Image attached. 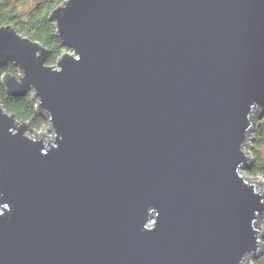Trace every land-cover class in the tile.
<instances>
[{"label":"water","instance_id":"water-1","mask_svg":"<svg viewBox=\"0 0 264 264\" xmlns=\"http://www.w3.org/2000/svg\"><path fill=\"white\" fill-rule=\"evenodd\" d=\"M48 19L52 66L0 26V68L20 73L1 83L32 91L52 132L0 105V264L257 256L264 192L240 171L264 115V0H65Z\"/></svg>","mask_w":264,"mask_h":264},{"label":"trees","instance_id":"trees-1","mask_svg":"<svg viewBox=\"0 0 264 264\" xmlns=\"http://www.w3.org/2000/svg\"><path fill=\"white\" fill-rule=\"evenodd\" d=\"M21 0H0V26L12 25L17 33L38 42L48 51L46 64L55 65L57 59L65 50L56 37L54 22L48 19L50 12L61 5L65 0H36L35 4L26 9L20 8ZM10 73L19 77V69L13 62L0 68V105L15 119L25 122L28 131L35 132L45 129L48 125L47 118L37 110V101L32 98V91L22 95H9L1 83V77ZM251 156L253 158L249 169L244 170L246 176L261 177L264 181V154L261 147L264 146V115L251 131ZM262 245H264V220L262 226ZM253 264H264V248L257 254Z\"/></svg>","mask_w":264,"mask_h":264},{"label":"rangeland","instance_id":"rangeland-1","mask_svg":"<svg viewBox=\"0 0 264 264\" xmlns=\"http://www.w3.org/2000/svg\"><path fill=\"white\" fill-rule=\"evenodd\" d=\"M36 2V0H21L20 1V8L22 9H26V8H29L30 6L34 5ZM71 53V52H69ZM20 77V76H19ZM257 109H255L256 111ZM254 111V112H255ZM256 116V114L254 115V117ZM252 121V129L255 127L254 125L258 122L257 121V118H254L251 120ZM43 134V135H42ZM249 134H251V130L249 132ZM247 135V139L245 140V143L243 144L244 146V150L246 151V154L250 155L251 156V144H252V139H251V136L250 135ZM26 135L30 138H36V139H40L42 137V141L45 145H48L50 142H51V138H52V132L50 130V127L48 128V125L45 129H42V130H39V131H35V132H31V131H26ZM49 140V143H47ZM261 153L264 154V146H262L261 148ZM252 157V156H251ZM240 175L243 176V178H245V180L248 182V183H253V181L258 178L257 177H251V176H246L244 174V170L241 169L240 171ZM263 184L262 186H258V185H255L254 184V188L256 191H259V193H263L264 192V181L262 180ZM262 219V220H261ZM261 219L258 218L257 219V222H259L260 224H257L259 227V231L260 233L262 234V226H263V220H264V216H261ZM262 247L259 248L258 252L259 254L262 253L263 251V248H264V245H261ZM256 256L253 258V257H246L244 260H243V263L242 264H246V260H248V263L247 264H253V261L255 260Z\"/></svg>","mask_w":264,"mask_h":264},{"label":"bare ground","instance_id":"bare-ground-1","mask_svg":"<svg viewBox=\"0 0 264 264\" xmlns=\"http://www.w3.org/2000/svg\"><path fill=\"white\" fill-rule=\"evenodd\" d=\"M262 178L261 177H258V178H256L254 181H253V183L255 184V185H258V186H262V184H263V182H262ZM262 183V184H261Z\"/></svg>","mask_w":264,"mask_h":264}]
</instances>
